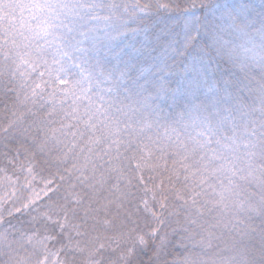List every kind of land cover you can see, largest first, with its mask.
<instances>
[{"label": "snow or ice", "instance_id": "6c2138e0", "mask_svg": "<svg viewBox=\"0 0 264 264\" xmlns=\"http://www.w3.org/2000/svg\"><path fill=\"white\" fill-rule=\"evenodd\" d=\"M0 264H264V0H0Z\"/></svg>", "mask_w": 264, "mask_h": 264}]
</instances>
